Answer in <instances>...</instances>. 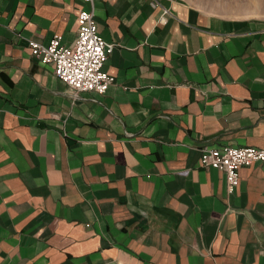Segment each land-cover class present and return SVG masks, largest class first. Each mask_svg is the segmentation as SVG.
Instances as JSON below:
<instances>
[{"label":"crops","instance_id":"1","mask_svg":"<svg viewBox=\"0 0 264 264\" xmlns=\"http://www.w3.org/2000/svg\"><path fill=\"white\" fill-rule=\"evenodd\" d=\"M93 10L105 94L73 98L28 41L74 45ZM264 18L181 0H0V264H264Z\"/></svg>","mask_w":264,"mask_h":264},{"label":"built area","instance_id":"2","mask_svg":"<svg viewBox=\"0 0 264 264\" xmlns=\"http://www.w3.org/2000/svg\"><path fill=\"white\" fill-rule=\"evenodd\" d=\"M85 1L92 4V0ZM77 25L73 46H64L58 35H54L47 45L28 41L31 56L44 65L52 66L54 75L68 87L73 98L89 92L103 95L115 81L104 70L113 46L106 44L98 34L93 10H79ZM258 163H264V149L204 147L201 150V167L223 173L230 191L239 184V170Z\"/></svg>","mask_w":264,"mask_h":264},{"label":"rangeland","instance_id":"3","mask_svg":"<svg viewBox=\"0 0 264 264\" xmlns=\"http://www.w3.org/2000/svg\"><path fill=\"white\" fill-rule=\"evenodd\" d=\"M209 15L225 18H264L259 0H181Z\"/></svg>","mask_w":264,"mask_h":264},{"label":"bare ground","instance_id":"4","mask_svg":"<svg viewBox=\"0 0 264 264\" xmlns=\"http://www.w3.org/2000/svg\"><path fill=\"white\" fill-rule=\"evenodd\" d=\"M259 7H261L264 10V0H259L258 2ZM98 30V29H97ZM57 78V77H56ZM58 79V78H57ZM59 80V79H58ZM60 81V80H59Z\"/></svg>","mask_w":264,"mask_h":264}]
</instances>
